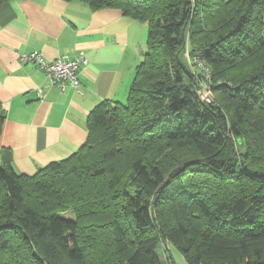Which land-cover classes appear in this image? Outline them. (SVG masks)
Instances as JSON below:
<instances>
[{
	"label": "trees",
	"instance_id": "16d2710c",
	"mask_svg": "<svg viewBox=\"0 0 264 264\" xmlns=\"http://www.w3.org/2000/svg\"><path fill=\"white\" fill-rule=\"evenodd\" d=\"M79 1L146 23L147 50L68 159L27 176L0 151V264H168L163 239L186 264H264V0Z\"/></svg>",
	"mask_w": 264,
	"mask_h": 264
},
{
	"label": "crops",
	"instance_id": "0c3cea01",
	"mask_svg": "<svg viewBox=\"0 0 264 264\" xmlns=\"http://www.w3.org/2000/svg\"><path fill=\"white\" fill-rule=\"evenodd\" d=\"M146 50V24L119 9L94 11L79 0L0 3V151L10 154L16 173L33 176L76 153L94 108L127 101ZM34 51L49 62L84 53L80 87L62 91L35 64L20 61ZM174 260L186 264L179 253Z\"/></svg>",
	"mask_w": 264,
	"mask_h": 264
},
{
	"label": "built area",
	"instance_id": "2783aa9c",
	"mask_svg": "<svg viewBox=\"0 0 264 264\" xmlns=\"http://www.w3.org/2000/svg\"><path fill=\"white\" fill-rule=\"evenodd\" d=\"M19 58L22 63L35 64L40 70L46 72L52 85L57 86L62 91H64L68 85L77 89L80 87L78 73L82 67L88 65L89 63L84 53H80L74 58L62 57L53 62L47 61L44 55L39 51L22 54ZM192 59V62L195 63L196 67L203 73L206 81L209 82L211 80V75L206 63L199 57H194ZM200 86L201 87L198 89L200 98L204 103H210L212 93L209 84L203 83Z\"/></svg>",
	"mask_w": 264,
	"mask_h": 264
},
{
	"label": "rangeland",
	"instance_id": "374dc122",
	"mask_svg": "<svg viewBox=\"0 0 264 264\" xmlns=\"http://www.w3.org/2000/svg\"><path fill=\"white\" fill-rule=\"evenodd\" d=\"M146 26H147V33H148V25L146 24ZM192 58H194V56L190 55L188 50H186L185 63L189 67L192 74H194V76H195L196 75L194 72L195 67H193L190 64V60L191 61L193 60ZM213 102H214V95L212 94V96L210 97V103H213ZM248 125L250 126L251 123L248 122ZM250 130L252 133L255 131L253 129H250ZM252 138L255 139L256 137L255 138L252 137ZM251 142L254 143L253 140H251ZM245 144L248 145V140H247V142L245 140ZM257 144L261 147L260 149L264 153V138L261 137L260 142H258ZM242 149H243V152H245V150H246L245 146H242ZM255 157L257 158V163H259L260 165L264 164V154L258 153L257 156H255ZM62 210H63V208L59 209V212H61L65 218H67V219H74L75 218V214L71 211V209H66L65 211H62ZM158 217H159V223H160L161 227L164 228L165 232H167L169 229H171V227L174 224V220H173V217L171 216V214L168 210L160 211L158 214ZM167 241H168L167 239H163L162 245L158 248V255L160 256V258L162 260H164V261L167 260L168 264H172V263L178 264V263H175L176 260H174V259H176V255H178L179 252L173 245H171V243H169ZM183 259H184V257H183ZM209 263L213 264V262H209ZM216 264H218V263H216Z\"/></svg>",
	"mask_w": 264,
	"mask_h": 264
}]
</instances>
